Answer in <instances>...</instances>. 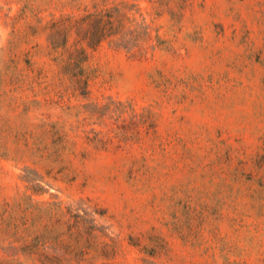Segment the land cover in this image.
Returning <instances> with one entry per match:
<instances>
[{
    "label": "rangeland",
    "instance_id": "1",
    "mask_svg": "<svg viewBox=\"0 0 264 264\" xmlns=\"http://www.w3.org/2000/svg\"><path fill=\"white\" fill-rule=\"evenodd\" d=\"M0 264H264V0H0Z\"/></svg>",
    "mask_w": 264,
    "mask_h": 264
},
{
    "label": "trees",
    "instance_id": "2",
    "mask_svg": "<svg viewBox=\"0 0 264 264\" xmlns=\"http://www.w3.org/2000/svg\"><path fill=\"white\" fill-rule=\"evenodd\" d=\"M153 2L162 3L164 0H151ZM134 9L133 15L129 16L127 10ZM125 10V13L122 14L121 11ZM140 17L141 23L139 26L143 28V31L146 33L147 25L144 23V17L140 13V8L137 4H128L125 1H121L118 6H113L111 8L104 9L97 13H88L83 17L74 19L71 23L76 30L77 41L80 43L85 41L88 46L95 47L101 41L109 40L116 38L119 44H123L124 47L131 45V47L140 39L139 34L135 33L134 29H130L127 25L131 22L136 23L137 16ZM62 31L60 28L57 32ZM78 52L77 56L74 54ZM84 53L82 49H76L72 51L69 55L68 62L66 63V68L74 70L73 75H77L82 71L79 68L78 62L82 60L79 58V55ZM79 68V71L76 69Z\"/></svg>",
    "mask_w": 264,
    "mask_h": 264
}]
</instances>
